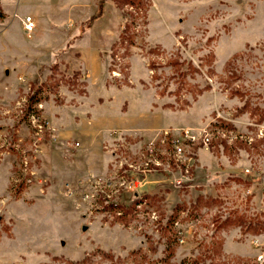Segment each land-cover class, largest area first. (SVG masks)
<instances>
[{"label":"rangeland","instance_id":"1","mask_svg":"<svg viewBox=\"0 0 264 264\" xmlns=\"http://www.w3.org/2000/svg\"><path fill=\"white\" fill-rule=\"evenodd\" d=\"M45 1L63 18L29 33L20 17L36 10L8 17L15 49L59 36L62 54L42 59L16 107L23 141L0 138L15 157L11 191H28L31 209L27 222L21 208L0 217V264H264V0H145L120 9V28L110 13L108 35L128 25L129 41L101 53L107 89L90 90L73 68L85 34L102 40L96 19ZM111 86L133 105L111 100ZM85 116L97 120L82 144Z\"/></svg>","mask_w":264,"mask_h":264},{"label":"crops","instance_id":"2","mask_svg":"<svg viewBox=\"0 0 264 264\" xmlns=\"http://www.w3.org/2000/svg\"><path fill=\"white\" fill-rule=\"evenodd\" d=\"M67 1V0H66ZM70 5L68 8L70 11L66 19L75 18L78 15V11H84L86 15L85 19H91L94 17L96 19V26L99 31H101L102 40L98 42L92 40L91 33L85 34L83 39H81V44L78 45L77 58L74 63V71H83L86 73L89 90L92 89L94 82L98 85L106 86V76L109 73V54H105L103 57L101 53L103 51H109L111 47L119 40L120 34L118 29H111L112 36L108 35L110 31L109 25L110 20L107 19L112 13L115 16L112 22L115 24L119 23V18L121 16V10L117 7L115 0H69ZM20 5H27L32 9L36 10L37 16H32L30 11L25 12L20 19V28H23V21L26 16L30 15L35 21L36 28H43L45 26L51 25L53 21L57 19H62L60 6L57 1L47 2L45 0H6L2 3L5 18L0 19V136L7 135L9 131L15 130L19 135V141L22 142L27 133V128L21 124L18 126V122L14 121L13 115L16 111V107L26 99V96L30 90V80L37 79L34 78L33 74H36L41 69V65L44 63L42 59L46 58L47 55H53V57H61L60 49V39L54 37L51 42H53V48L46 49L44 41L40 40L33 41L30 45H27L26 49L17 50L11 46L10 41L12 40V34L7 33L9 22L8 17L10 13L14 16H20ZM106 25L107 28H102ZM120 26V23L118 27ZM4 27V28H3ZM120 28V27H119ZM4 29V30H3ZM3 30V31H2ZM98 30H96L98 32ZM94 31V30H93ZM110 33V32H109ZM92 42V44H91ZM154 44V43H151ZM58 48H55V47ZM79 54V55H78ZM61 59V58H60ZM60 61V60H59ZM56 62V60H55ZM141 62V63H140ZM139 64H143V61L139 59V56L134 54L131 58V76L137 72L140 67ZM138 80L148 81L150 79V70L147 68ZM110 99L116 101L118 104H128V106L133 105V101L125 91L126 88L118 89L116 86L110 87ZM88 99V97H83L82 100ZM109 99V100H110ZM100 104V102H97ZM130 111V110H129ZM85 112V111H84ZM131 113V112H130ZM130 116L138 117L140 114H129ZM97 118L90 120L88 116L78 119L76 121L79 131L76 136L79 137L82 144L86 143L89 138L86 133L81 132L84 127H92L91 130H95V123ZM104 128H107L104 126ZM81 142L78 143L79 146ZM88 144V143H87ZM14 164L15 157L13 154L5 153L0 150V217L7 216L9 219L15 217V209L21 208L22 213L17 215L21 221L27 222L26 213H30V208L25 203L26 199L30 198V193L27 191L22 193L21 198L17 199L11 191L13 184L14 175ZM23 211H26L24 214ZM26 220V221H25ZM30 229V228H28ZM27 229V233H28ZM30 232V231H29Z\"/></svg>","mask_w":264,"mask_h":264},{"label":"trees","instance_id":"3","mask_svg":"<svg viewBox=\"0 0 264 264\" xmlns=\"http://www.w3.org/2000/svg\"><path fill=\"white\" fill-rule=\"evenodd\" d=\"M115 3L117 5V7L121 10L124 9L125 6L129 5L131 7H137L140 8L141 6H143V8H146V6H148V3L145 0H115ZM5 18V14L2 10V8L0 7V19H4ZM128 30H129V26L125 25L123 32L120 35V42L124 43L125 41H129L128 38ZM131 45H133V43H130ZM118 45V43L115 44V46ZM114 46V47H115ZM38 93H34L32 96H30L28 102H27V109H29L30 107H32L33 105L38 104L41 101L40 96V91H37ZM28 113V110H27Z\"/></svg>","mask_w":264,"mask_h":264},{"label":"built area","instance_id":"4","mask_svg":"<svg viewBox=\"0 0 264 264\" xmlns=\"http://www.w3.org/2000/svg\"><path fill=\"white\" fill-rule=\"evenodd\" d=\"M23 27L25 29V31L31 33L35 30L36 28V24H35V21L33 20L32 17H26L25 21H24V24H23ZM1 138V136H0ZM79 144H75V146H78ZM177 150L179 152H181V148H177ZM27 183H31L32 182V179H27L26 180Z\"/></svg>","mask_w":264,"mask_h":264}]
</instances>
